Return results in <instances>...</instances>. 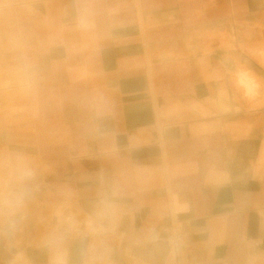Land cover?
<instances>
[{"label":"crops","instance_id":"crops-1","mask_svg":"<svg viewBox=\"0 0 264 264\" xmlns=\"http://www.w3.org/2000/svg\"><path fill=\"white\" fill-rule=\"evenodd\" d=\"M0 264H264V0H0Z\"/></svg>","mask_w":264,"mask_h":264},{"label":"built area","instance_id":"built-area-1","mask_svg":"<svg viewBox=\"0 0 264 264\" xmlns=\"http://www.w3.org/2000/svg\"><path fill=\"white\" fill-rule=\"evenodd\" d=\"M39 222L47 228L65 225L69 234L75 238L85 236L92 226V220L86 216L83 219L75 217L69 210L58 211L55 213L43 215Z\"/></svg>","mask_w":264,"mask_h":264}]
</instances>
